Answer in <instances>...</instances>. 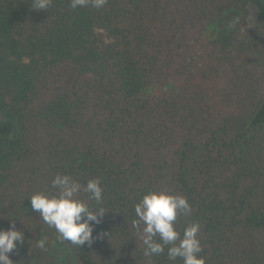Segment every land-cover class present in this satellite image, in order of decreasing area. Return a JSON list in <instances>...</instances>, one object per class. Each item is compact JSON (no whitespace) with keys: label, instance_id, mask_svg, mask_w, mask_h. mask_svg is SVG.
Listing matches in <instances>:
<instances>
[{"label":"trees","instance_id":"16d2710c","mask_svg":"<svg viewBox=\"0 0 264 264\" xmlns=\"http://www.w3.org/2000/svg\"><path fill=\"white\" fill-rule=\"evenodd\" d=\"M31 3L0 0V229L24 234L13 264H146L132 221L160 189L188 199L176 227L200 224L206 264H264V0ZM56 174L101 180L93 236L106 235L90 246L32 210Z\"/></svg>","mask_w":264,"mask_h":264},{"label":"clouds","instance_id":"9594fccd","mask_svg":"<svg viewBox=\"0 0 264 264\" xmlns=\"http://www.w3.org/2000/svg\"><path fill=\"white\" fill-rule=\"evenodd\" d=\"M108 0H70L72 9L91 5L103 8ZM53 0H32L36 10H47ZM231 27V25H230ZM51 192H36L30 196L32 210L37 212L49 227L58 233V239L73 246H89L104 234L93 236L95 226L102 222L106 210L102 207L104 189L99 178L89 179L86 184L67 174H56L51 180ZM86 194L81 198L80 194ZM95 202L93 205L91 202ZM192 211L188 199L171 194L164 189L147 191L135 205L136 219L132 221L144 247L146 264H152V257L163 255L167 249L169 264L179 259L182 264H206L201 255L203 247L198 238L200 224L193 222L183 229L176 227L177 217L187 216ZM142 227V230L141 229ZM24 243V234L13 222L7 230L0 229V264H13L9 254ZM44 249L46 239L37 241Z\"/></svg>","mask_w":264,"mask_h":264},{"label":"rangeland","instance_id":"374dc122","mask_svg":"<svg viewBox=\"0 0 264 264\" xmlns=\"http://www.w3.org/2000/svg\"><path fill=\"white\" fill-rule=\"evenodd\" d=\"M247 21H248L249 27L253 30V32L255 34H258L260 32L261 25L256 17L255 9L252 6H249V13H248Z\"/></svg>","mask_w":264,"mask_h":264}]
</instances>
